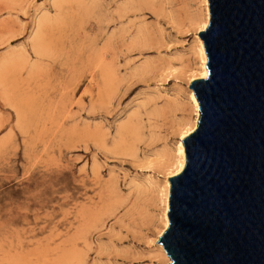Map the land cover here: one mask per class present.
Listing matches in <instances>:
<instances>
[{"label":"rangeland","instance_id":"obj_1","mask_svg":"<svg viewBox=\"0 0 264 264\" xmlns=\"http://www.w3.org/2000/svg\"><path fill=\"white\" fill-rule=\"evenodd\" d=\"M56 1L0 0V62L11 55L22 62L0 83V264H71L72 251L80 264H166L152 241L162 225L161 198L151 187L140 197L132 182L158 174L113 151L112 134L159 89L178 92L184 106L150 120L140 109L145 136L138 155L157 151L162 137L176 140L174 118L191 116L186 81L176 72L197 69L190 16L200 12V0H155L122 17V0H86L95 3L87 14L76 2ZM45 13L54 22L43 29L49 48L41 54L32 46L34 20ZM142 24L161 46L130 45L127 35ZM101 51L118 74L111 94L93 66ZM149 60L168 62L175 74H136ZM92 130L108 134L105 146Z\"/></svg>","mask_w":264,"mask_h":264},{"label":"water","instance_id":"obj_2","mask_svg":"<svg viewBox=\"0 0 264 264\" xmlns=\"http://www.w3.org/2000/svg\"><path fill=\"white\" fill-rule=\"evenodd\" d=\"M207 76L169 178L168 264H264V0H208Z\"/></svg>","mask_w":264,"mask_h":264},{"label":"bare ground","instance_id":"obj_3","mask_svg":"<svg viewBox=\"0 0 264 264\" xmlns=\"http://www.w3.org/2000/svg\"><path fill=\"white\" fill-rule=\"evenodd\" d=\"M155 0H122L119 4L118 11L121 13L120 17L123 16V13H126L129 11V9H139L142 8L144 5L152 6L154 4ZM64 2H76V5H80L77 7V9L80 11L81 14H87L88 11H90V8L93 9L95 8V3H89L86 0H57L54 3V6H61L62 3ZM201 3V9L200 12H198L196 15L190 16V23L193 27V30H195V36H194V41H195V47H194V54L197 57V69L194 68H188L187 70H184V68L176 69L178 72L176 74H180L177 77L182 76L183 79L186 81L187 84V91H186V102L188 103V107L185 106V108H189L191 112V116H185V117H178L174 118V127L176 131V140L174 141L173 144L168 143V140L164 139L163 137L161 140H164L162 143L161 147L155 151L152 154L149 155H144L142 158L138 155L137 150L138 147L137 144L139 141L144 140V132H143V127L145 124H142V120L140 119L141 117V111L140 109H144V113L148 115L147 120H150L153 117H157L158 115L161 116V114L166 112H174L178 110L179 106L183 105L184 103L183 99L179 98L178 92H176L174 95H169L166 93H162L159 91V89H156V94H151L147 97V100L142 101L138 104L137 108L130 114L126 121L121 122L118 124V126L115 128L114 134H112V149L113 151H118V153H125L126 155L131 156L132 158L139 160L142 159L146 164L143 165L147 168H152L155 169L158 177L153 178V177H148V179L145 182L137 181L134 180V182L138 195L140 197L145 196L147 192L149 191L147 187H151L157 191L158 195L160 196V200L162 202V213H161V222L162 225L159 228L156 238L152 241L156 245H158V250L161 252L163 255V258H165V262L170 263L169 257L166 255L162 245L160 243H157V240L159 236L163 233V231L166 229L168 225V217H167V209H168V199H169V189H170V182L169 178L178 172H180L184 165H185V149L183 146L182 140L184 137H186L189 133H191L198 122V114H199V107H198V102L197 99L194 95V92L191 88H189V85L193 79L196 78H201V77H206L207 76V67H206V54L204 51L203 47V41L199 37L198 33L201 30H204L205 27L207 26V23L209 21V9H208V0H200ZM77 5V6H78ZM160 10H164V7L161 8ZM76 11V10H73ZM169 12V11H168ZM78 13V12H77ZM70 15V14H69ZM70 17V16H69ZM73 17V16H72ZM83 17V15H82ZM171 17L176 20L177 17L174 16V14H171ZM76 18V17H73ZM70 21V19H69ZM72 21V20H71ZM54 22V18L51 17L49 14H44L42 18L40 19H35L34 24L36 27V33L34 40H33V48L35 49L34 51H45V44H44V36L43 34V29L44 27H48ZM56 22V21H55ZM55 25V24H54ZM53 27V26H52ZM131 31V30H128ZM127 32V31H126ZM128 34V33H127ZM129 38V43L132 46L136 47H147V48H152V46H161V40L158 38H154L148 29L147 25L142 24L138 26L135 31L130 35H127ZM46 43V42H45ZM48 43V42H47ZM49 44V43H48ZM47 44V45H48ZM49 46L47 47V49ZM46 49V50H47ZM43 51V52H44ZM46 52V51H45ZM100 53V55H97ZM97 59L94 61V69L96 67L100 71V77L102 79V83L104 84V88L106 90V94H111L110 92L113 91L114 89V84L117 79V71L114 68V65L105 57L103 51L98 52ZM43 54V53H41ZM27 55V54H26ZM25 57V55H24ZM28 57V56H27ZM95 58V57H94ZM21 57H18L16 55H11L9 57H6L3 61L0 62V83H4L5 81L10 80L14 76V71L17 66H21ZM92 61V60H91ZM156 61V60H155ZM154 61V62H155ZM169 61V60H168ZM93 62V61H92ZM171 62V61H170ZM144 63V62H143ZM166 64V65H165ZM165 66L159 67V64L155 66L153 64V61H147L144 64L139 65L136 68V74H148L150 75L151 73L157 72L159 75H163L167 73L168 75L175 74V70L172 69L173 67L168 65V62H165ZM172 69V70H171ZM169 70V71H168ZM171 70V71H170ZM92 72V71H91ZM180 72V73H179ZM98 73V74H99ZM92 74V73H91ZM97 75V74H96ZM152 75V74H151ZM93 76V75H92ZM99 83V82H98ZM101 85V84H100ZM99 85V86H100ZM103 88V87H101ZM103 88V89H104ZM102 89V90H103ZM101 90V92H102ZM105 92V91H104ZM103 93V92H102ZM103 95V94H102ZM182 95V94H181ZM101 96V95H99ZM109 96V95H108ZM160 97L165 98V102L163 104H158L155 100L157 98L160 99ZM108 98V97H107ZM106 98V99H107ZM109 100V99H108ZM103 101V99L101 100ZM152 102V107L147 110L146 106ZM184 106V105H183ZM185 111L184 109H182ZM180 111V109H179ZM187 111V110H186ZM177 113V111L175 112ZM174 113V115H175ZM189 113V112H188ZM170 114V113H169ZM186 114V113H185ZM183 115V114H182ZM143 116V115H142ZM159 116V117H160ZM176 116V115H175ZM158 117V118H159ZM143 123H145L143 121ZM146 127V126H145ZM147 128V127H146ZM96 129V128H95ZM98 129V128H97ZM154 132H151L150 135L151 137H155ZM89 135L92 136L93 138H96L95 140L98 139V142L102 145L105 146L107 144V133L102 132V131H97V130H92L89 132ZM95 166V165H94ZM95 167H93L94 169ZM94 171H97L94 169ZM162 177V178H159ZM101 214H104V211L101 212ZM68 261L71 264H80L81 257L77 255L74 251H72L70 254H68L67 257Z\"/></svg>","mask_w":264,"mask_h":264}]
</instances>
